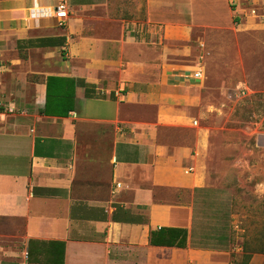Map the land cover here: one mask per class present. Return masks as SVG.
I'll list each match as a JSON object with an SVG mask.
<instances>
[{"label":"crops","instance_id":"obj_1","mask_svg":"<svg viewBox=\"0 0 264 264\" xmlns=\"http://www.w3.org/2000/svg\"><path fill=\"white\" fill-rule=\"evenodd\" d=\"M231 1L141 0L133 20L66 0L58 25L44 13L57 0H0V219L21 230L0 264H55L58 243L60 264L240 261L225 159L210 166L200 121L204 74L180 62L195 32L234 22ZM47 76L73 82L65 115L40 112ZM159 227L184 229V245L150 244Z\"/></svg>","mask_w":264,"mask_h":264},{"label":"rangeland","instance_id":"obj_2","mask_svg":"<svg viewBox=\"0 0 264 264\" xmlns=\"http://www.w3.org/2000/svg\"><path fill=\"white\" fill-rule=\"evenodd\" d=\"M107 4L131 10L125 18L141 16V0ZM230 7L235 8L234 22L223 30L195 32L187 42L189 53L180 62L203 68L200 121L212 129L209 163H216L211 160L216 155L225 159L219 166L235 201L237 232L252 248L264 222V19L249 10L264 11V0H232ZM14 228L18 237L20 226ZM9 234L8 220L0 219V247L13 246L16 237Z\"/></svg>","mask_w":264,"mask_h":264},{"label":"trees","instance_id":"obj_3","mask_svg":"<svg viewBox=\"0 0 264 264\" xmlns=\"http://www.w3.org/2000/svg\"><path fill=\"white\" fill-rule=\"evenodd\" d=\"M68 84L69 90H65ZM73 100V82L69 78L47 76L45 81V101L41 113L45 115L62 116L72 107ZM186 232L182 228L177 227H159L156 230H150L148 242L152 245L159 246H177L184 245ZM258 243L254 247H248L247 238L243 235L242 239V257L239 262H231L230 264H248V258L252 251L264 253V224L260 227L258 233ZM256 237V238H257ZM255 240V238H254ZM59 253L51 259L53 263H62V244H57ZM264 264V263H263Z\"/></svg>","mask_w":264,"mask_h":264},{"label":"built area","instance_id":"obj_4","mask_svg":"<svg viewBox=\"0 0 264 264\" xmlns=\"http://www.w3.org/2000/svg\"><path fill=\"white\" fill-rule=\"evenodd\" d=\"M34 13H43L38 10L34 9ZM44 13H50L52 16H54L57 20V24L60 25L67 16V8H66V0H57L55 5L50 9H44ZM249 13L252 16L258 17L260 19H264V11L260 13H256L254 8H251L249 10ZM191 77L194 79H201L203 77V71L201 67H196L195 70L191 73ZM1 105V104H0ZM7 112H12V107L7 106L6 109Z\"/></svg>","mask_w":264,"mask_h":264}]
</instances>
